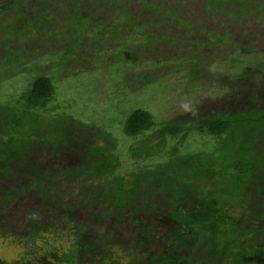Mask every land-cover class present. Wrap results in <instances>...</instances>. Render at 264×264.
Here are the masks:
<instances>
[{
  "label": "trees",
  "instance_id": "trees-1",
  "mask_svg": "<svg viewBox=\"0 0 264 264\" xmlns=\"http://www.w3.org/2000/svg\"><path fill=\"white\" fill-rule=\"evenodd\" d=\"M173 1L137 0L144 9L134 4L130 11L128 0H36L32 8L48 2L52 14L62 17L48 21L46 14L24 22L12 20L26 13L25 0L0 1V22L9 24L0 26V84L26 73L25 67L39 74L28 78L16 98L12 93L2 98L5 89L0 95V241L19 249L12 264H264V78L254 69L248 76L250 67L237 59L229 68L239 74L227 77L210 73L200 57L166 56L186 41L200 46L198 32L209 31L201 23L198 32L186 33L188 24L194 26V0H181L179 9ZM199 1L228 18L254 2ZM259 5L262 14L264 4ZM13 9L20 12L13 15ZM84 23L94 29L81 32ZM45 36L53 37L47 53L53 63L41 74L33 59L35 42ZM154 40L167 48L158 53ZM97 41L108 44V69L128 68L124 78H134L128 88L147 87L141 71L132 74L140 63L173 61L171 73L176 68L187 76L188 91L225 89L221 104L242 98L249 104L236 110L218 104L193 121L159 124L136 108L118 120L121 136L134 139L121 154L109 129L62 116L53 104L57 69L65 71L79 51L88 46L91 51ZM25 52H32L28 59ZM113 122L108 114V127ZM190 132L211 137L212 148L182 149L179 142ZM78 137L86 149L80 162L48 163ZM124 156L132 158L133 168L125 167Z\"/></svg>",
  "mask_w": 264,
  "mask_h": 264
},
{
  "label": "rangeland",
  "instance_id": "rangeland-1",
  "mask_svg": "<svg viewBox=\"0 0 264 264\" xmlns=\"http://www.w3.org/2000/svg\"><path fill=\"white\" fill-rule=\"evenodd\" d=\"M128 1H130V4L128 5L127 2H124V5L126 9L131 11L135 8L134 4L136 6L137 0ZM164 1L171 4L174 3L173 0ZM176 2L179 9L181 0H177ZM199 2V0H194L191 3L190 16L193 19L192 21H194L195 27L188 24L186 33H188V29L193 30L195 33L198 32L196 27L201 26V23L205 24L204 27L211 33L209 31L205 32V30L198 32L201 35V38L199 37L201 39L200 46L195 43L188 45L186 41L183 46L178 47L173 53H167L166 56L172 57L170 58L172 60L178 58V55L181 54V58L183 59L195 56L200 57L202 59L201 65L210 73L227 75V77L239 74L237 70L229 68L231 60L237 59L242 62V65L250 67V70L247 71L248 76L252 75V69H254L264 78V12L261 14V7L259 8V3L263 5L264 0H254L249 10H234L235 14L229 18L219 12L212 14L209 9L198 6ZM25 3V8H27L26 13L19 16L18 19H13V22H24L27 19L34 20L33 18L37 19L39 16H45L46 14L48 15V21H52L55 16H58L57 19L62 17L58 13L55 16L52 14V8L48 2L45 7L35 9L32 7L36 4V0H25ZM90 6L88 5V7ZM92 6L94 7V3ZM139 7L144 9L143 5ZM89 11L92 10L90 9ZM19 12V10L13 9L11 14L16 15ZM103 12L108 14V9L104 8ZM192 13L194 16H198V18H193ZM76 15L78 17L84 16L81 14V11H78ZM10 16L9 13L6 14L7 18ZM178 17H182V14L179 13ZM175 21L178 23V20ZM84 24L86 25H81L80 27L81 32H84V29L88 31L94 29V27L88 26V23ZM0 26L8 27L9 24L6 21H2L0 22ZM95 30H98V26L95 27ZM234 32L235 36L233 38ZM193 37L194 33L186 35L187 40H193ZM45 38L47 40L35 42V47L39 50L33 59L34 64L38 63L41 65L39 67L41 74H46V69L53 63L52 57L47 55L49 51L48 46L49 44L52 45L53 37L48 38L45 36ZM154 42L156 46L162 45V49H158L155 46L158 53L167 48V43L165 42L159 45L156 44L155 40ZM233 42L242 44L250 52H243L241 46H236ZM94 45L91 51L89 50L91 49L90 46H88V50L79 51L80 58L76 59L73 57L75 62L68 64L65 71L61 68L57 69L53 79L57 91L56 95H54L53 104L57 106V112L65 114L62 116H69L79 122L80 120L86 122L92 121L96 125L98 123L103 125L104 129H109L120 141L121 147L118 149H120V152L122 151L121 154L125 155V147L129 146L134 139L121 136V127H119L118 120L121 117L123 119V117L128 116L136 108L149 111L153 120L159 124L176 119L193 121L201 115L208 114L211 111L210 109H216L218 104L224 110H236V107L243 109V107L249 104V102L248 104L246 103L244 98L237 100V103L229 101L228 103L221 104V101L223 102L226 97L225 89L203 91L199 90V88H190L188 91L187 76L178 73L179 71L176 68L171 73L173 61L164 62L162 66H157L156 63H152L153 61L140 63V66L135 67L136 70L132 74H137L138 76L139 71H141L140 73L147 78V87H133L136 90L132 89V87L128 88L126 86H129L133 82L132 80H134V78H124L125 75L123 73L128 68L123 64H116L110 65L108 69L107 63H104V60L110 59L108 44L97 41ZM56 47L59 49L61 45L58 44ZM27 48L29 49L30 45ZM92 52H99L100 56H97L98 53H95L96 55L93 56ZM31 53L25 52L24 55L28 59ZM151 58L156 59L153 56ZM223 59H226V61H223ZM176 67L179 68L177 65ZM25 72L21 76L15 77L12 82L0 84V95L5 89L2 98H7L8 93H12V97L16 98L27 87L28 78L39 75L35 71L34 66L33 68L25 67ZM110 72L111 75H109ZM262 100H264V95L260 96V101L262 102ZM262 103L264 104V101ZM108 114L109 120L114 121L111 128L108 127ZM148 135V132L143 134L144 137ZM155 141L157 143L160 141L165 142L164 139H155ZM213 141L207 135L190 132L183 141L179 142V146L182 149H187L188 147L196 151L210 150L213 146ZM47 152L49 151L46 150L45 153ZM85 152V146L81 142V138L78 137L69 142L61 158H55L48 163L52 162L54 166H60L62 163H65L64 165H72L80 162L79 157ZM123 161L126 168H133L131 157L124 156ZM146 161L147 163H151L152 158H147ZM17 257H19L18 248H15L8 240L0 241V264H12Z\"/></svg>",
  "mask_w": 264,
  "mask_h": 264
}]
</instances>
